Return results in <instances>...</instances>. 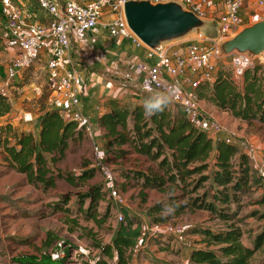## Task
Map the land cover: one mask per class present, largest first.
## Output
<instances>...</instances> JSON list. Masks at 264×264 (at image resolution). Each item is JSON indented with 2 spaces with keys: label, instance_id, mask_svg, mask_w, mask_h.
<instances>
[{
  "label": "trees",
  "instance_id": "1",
  "mask_svg": "<svg viewBox=\"0 0 264 264\" xmlns=\"http://www.w3.org/2000/svg\"><path fill=\"white\" fill-rule=\"evenodd\" d=\"M197 94L200 101L229 112L237 120L264 126L262 64L247 71L242 86L233 80L232 72L220 69L214 83H202ZM108 105V111L99 119L108 160H124L135 154L154 164L149 169L122 172L127 181L122 189L127 190V185L132 183L139 186L144 203L147 191L164 195L147 209L151 223H166L186 213L208 212L224 227L194 226L190 230V235L200 237L190 252L191 264H253L256 253L264 248V230L256 235L252 247L246 246L243 242L246 232L237 225L233 209V204H238L243 194L252 188L259 189L263 182L253 172L248 155L238 145L224 139L215 140L208 132L195 128L182 111L166 99L151 96L147 106L133 108H125L116 100ZM12 109L9 96L0 93V117L8 115ZM39 125L38 140L32 132L16 131L11 123L0 125L4 161L24 175L30 185L44 192L57 188L60 181L74 188L86 186V192L64 194L53 209L69 214L68 205L76 198L80 212L88 202L84 213L87 219L97 225L105 224L110 217L109 210L98 219L99 206L106 197L103 186L85 184L95 177V170L86 166L74 175L60 169L68 158L71 143L84 141L83 129L75 121L66 120L56 109L41 116ZM207 183L209 190L199 194ZM259 203L264 205V196ZM141 238V220L124 214L112 243L103 245L92 241L94 249L89 248L97 251L98 257L87 264H109L108 260L114 259L115 264H131ZM69 247L68 242L65 252L69 253Z\"/></svg>",
  "mask_w": 264,
  "mask_h": 264
},
{
  "label": "rangeland",
  "instance_id": "2",
  "mask_svg": "<svg viewBox=\"0 0 264 264\" xmlns=\"http://www.w3.org/2000/svg\"><path fill=\"white\" fill-rule=\"evenodd\" d=\"M76 1L86 2L87 0ZM24 3L31 8H35V10L37 8V0H24ZM15 4L22 7L20 0H15ZM242 15L245 18L244 25L242 26L244 27L264 19V7H259L257 0H250L246 4V9L242 12ZM4 25L5 19L0 14V30ZM214 29H216V25H214ZM1 35L3 34L0 31ZM106 37L104 38L108 46H105L104 43L102 44L103 46H99L103 49V52L100 53L103 55V63L95 67L100 70V77L103 80L115 79L116 81L121 80L125 82L122 77L124 71L129 69L128 66L131 61L129 62L128 56L133 57L134 45L129 42L118 45L115 40L110 39L108 36ZM205 37V33L196 36L197 39H201L199 43L211 52H214L216 47L215 42L208 41ZM187 45L188 42L177 43L173 45L172 50L184 51ZM99 47L93 48L92 46H88L87 49L88 51L94 52L95 49L99 51ZM40 61L39 58L35 65H39ZM255 62L256 64H262L264 70V55ZM217 67L218 71L225 69L232 72L233 76L230 59L222 58L217 60ZM32 68L30 71H32ZM121 70L124 71L121 72ZM3 72L4 67L1 66L0 73ZM4 78L1 81H4ZM32 82L31 72H29V75L24 78L20 86L29 85ZM236 82L242 86L243 78L236 80ZM199 104L209 118L219 121L226 129V132L215 137V140L230 137L238 143L254 145L258 158L264 155L263 125L256 122L252 125L244 123L241 120L233 118L229 112L220 111L208 102L201 101ZM44 107L42 112L48 109V106ZM30 108L31 110H36L32 106ZM42 112L40 111L39 113ZM64 112L61 111V114L63 113L64 115ZM71 116V114L70 116H65V119L71 120ZM91 134L94 135V138L84 133L83 142L71 143L68 158L60 165V169L74 175L82 172L86 166V169L95 170V177L85 184L103 186V192L106 197L105 201L101 202L99 206L98 219L101 220L108 210L111 213L108 221L102 225H97L94 220H89L84 216L85 210L88 208V202H86L83 207L84 209L80 212L76 198H73L68 205V208L71 209V213L69 214L56 212L53 209V205L61 202L64 194L86 192V186L83 185L80 188H74L60 181L58 182L57 188L44 192L40 187L30 185L24 175L10 168L7 162L4 161V155L1 149L0 264H87L95 257H98L97 251L94 252L89 248L94 249L93 240H97L103 245L112 243L116 229L121 223L118 218L119 213L129 214L130 216L138 218L142 224L144 235L139 241L131 264H191L190 250L193 248L195 241L200 239V237L195 235L188 237L190 230L194 226H204L202 224L206 222H209V226L213 229H223L224 224L219 220L212 219L213 217L208 212L197 211L194 213H186L173 221L165 223L166 225L175 224V228L177 227L178 231L180 230L181 232H179L186 236L183 243L177 242L174 246L170 245L171 237H167L166 234L158 232L154 233L151 219L147 214V209L161 200V198H164V195L157 191H147V202L144 203L140 195L141 189L139 186L133 185L132 183L129 187L127 185V190L122 189V186L127 184L122 174L123 170L137 168L149 169L154 164L146 160V158H141L135 154L127 156L124 160L109 159V164L117 174L122 198V205L117 209L113 206V200L106 191V183L103 175L94 168L98 155L105 154L109 157L106 141L97 128L93 127ZM240 148L244 151V147ZM208 190L209 183L204 185V188L199 191V194ZM263 196L264 183L262 182L259 189H250L241 196V201L238 204H233V209L236 210L237 215V225L246 232L243 237V242L250 247H252V242L256 235L264 230V205L259 203ZM177 235L179 234L177 233ZM59 242H62L63 247L66 246V248L68 247V242L70 243L69 253L65 252L63 259L54 260L52 258V250L58 248L57 244ZM80 247L89 250L90 254L81 256L79 252H75ZM64 259L66 260L65 263L62 262ZM108 262L109 264H115L116 259L108 260ZM253 264H264V248L256 253Z\"/></svg>",
  "mask_w": 264,
  "mask_h": 264
},
{
  "label": "built area",
  "instance_id": "3",
  "mask_svg": "<svg viewBox=\"0 0 264 264\" xmlns=\"http://www.w3.org/2000/svg\"><path fill=\"white\" fill-rule=\"evenodd\" d=\"M131 1L142 0H37L36 11L44 17V23L33 24L28 22L15 0H0L5 32L19 50L17 58L7 66L6 86L0 93L7 95L9 88L18 79H23L42 54H45L48 69L52 74L49 79V106L59 111L70 110L71 120L75 121L86 135H90L92 127L80 109L82 83L80 71L72 58V37L106 35L113 40L128 41L136 48L147 49L150 59L157 58L154 65L136 63L134 69L124 75V81L132 84L135 80H140L142 92L170 101L182 111L191 125L208 132L212 137L225 133V127L219 121L209 118L201 108L197 94V89L202 83H214L218 71L217 60L222 58L216 55V50L211 52L205 48L199 43L201 39L197 38L185 41L188 45L184 51L172 50L173 45L161 53L150 50L127 24L124 6ZM150 1H177L185 4L188 10L216 25L219 39H224L234 36L244 25L242 12L250 0ZM257 4L264 7V0H257ZM227 58L230 59L234 81L241 80L247 71L256 66L255 61L243 55L233 54ZM220 139L244 147V152L251 160L253 172L264 182V155L258 158L254 145L238 143L230 137ZM94 168L103 175L113 206L119 209L122 198L118 178L109 164L107 155H98ZM118 218L122 222L124 214L119 213ZM175 226L165 223L152 224V230L154 233L171 237L170 245L174 246L186 239ZM58 248L52 253L54 260L64 258L66 246L63 247L60 243ZM75 252L86 256L90 254L89 250L82 247Z\"/></svg>",
  "mask_w": 264,
  "mask_h": 264
},
{
  "label": "crops",
  "instance_id": "4",
  "mask_svg": "<svg viewBox=\"0 0 264 264\" xmlns=\"http://www.w3.org/2000/svg\"><path fill=\"white\" fill-rule=\"evenodd\" d=\"M20 3H22L21 8L29 23H44V17L38 13L35 8L28 6L26 3H24V0H20ZM0 31L3 34L0 36V67H4V72L0 73V75H3L0 76L1 92V89L5 88L7 82V66L17 58L19 50L17 46L8 39L5 28L3 27ZM104 37L106 36H88L85 38H79L76 36L72 37V58L80 71L82 83L80 109L87 117L91 127L93 126L94 128H97L102 137L104 130L99 126V119L105 112L108 111V104L111 100L118 101L120 105L125 108H133L136 105L147 106L151 97V95L145 94L140 90V80L138 79L131 84L127 83L126 81H116L115 79L106 81L100 77L101 73L97 67L99 64L103 63V55L100 54L103 52V49L99 46H103V43L105 46H108V43ZM115 42L118 45H123L124 42L128 41L115 40ZM88 46H92L93 48L99 47L100 49L99 51L95 49L94 52H91L88 51ZM128 57L129 62L131 61L128 66L129 69H126L127 71L121 70V72L124 71L122 77L123 80L124 75L128 71L133 70L136 63L144 62L154 65L157 62V58L150 59L148 57L147 49H139L135 46L133 48V57ZM40 60L41 61L39 65H34L32 71L29 70L24 75L25 78L29 75V72H31L33 80L31 84L20 86V84L23 83V78L18 79V81L9 88L7 95L10 98L13 109L8 115L0 117V125L11 123L16 131L32 132L37 140L40 138L41 127L39 125V120L41 116H43L46 112L53 110V108H50L48 102L51 94L49 88V79L52 74L48 69L45 54H42ZM2 78H4V81H1ZM166 78L168 79V76H166ZM31 106L36 108V110H31ZM44 106H48V109L42 112V110L45 108ZM35 111H37V113H35ZM40 111L42 113H39ZM70 114H72L70 110H66L64 115L62 113L64 117L70 116ZM243 122L247 123L245 121ZM90 135L92 138H94V135ZM202 225L209 226V222L203 223ZM189 236L190 234L188 237ZM194 247H196L195 244L193 245V248Z\"/></svg>",
  "mask_w": 264,
  "mask_h": 264
},
{
  "label": "water",
  "instance_id": "5",
  "mask_svg": "<svg viewBox=\"0 0 264 264\" xmlns=\"http://www.w3.org/2000/svg\"><path fill=\"white\" fill-rule=\"evenodd\" d=\"M124 13L131 31L156 53L205 33L206 40L215 42L219 58L238 54L257 61L264 55V19L242 27L234 36L219 39L212 22L200 18L181 2L131 1L125 4Z\"/></svg>",
  "mask_w": 264,
  "mask_h": 264
}]
</instances>
